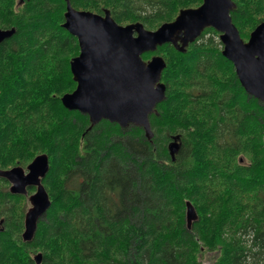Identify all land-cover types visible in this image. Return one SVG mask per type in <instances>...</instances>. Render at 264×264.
I'll use <instances>...</instances> for the list:
<instances>
[{
  "label": "trees",
  "instance_id": "1",
  "mask_svg": "<svg viewBox=\"0 0 264 264\" xmlns=\"http://www.w3.org/2000/svg\"><path fill=\"white\" fill-rule=\"evenodd\" d=\"M0 0V170L45 154L51 206L33 240L22 241L26 197L0 179V264H264V103L247 95L206 29L184 53H155L166 67V98L150 116L149 141L136 126L63 108L75 89L76 38L62 28L64 0ZM148 30L202 0H69ZM240 37L264 22V0H232ZM179 136L172 161L168 145ZM241 157V158H240ZM240 159H242L241 162ZM245 161V163H243ZM5 187L4 188H2ZM198 220L185 224V203Z\"/></svg>",
  "mask_w": 264,
  "mask_h": 264
},
{
  "label": "water",
  "instance_id": "2",
  "mask_svg": "<svg viewBox=\"0 0 264 264\" xmlns=\"http://www.w3.org/2000/svg\"><path fill=\"white\" fill-rule=\"evenodd\" d=\"M64 1L62 28L76 38L79 54L69 62L76 87L60 101L66 110L86 115L90 128L102 120L120 128L133 125L151 140L150 116L157 115V105L166 98V86L161 82L166 63L159 55L149 61L142 56L166 44L184 53L207 28L219 33L222 56L232 63L245 93L264 103V22L255 27L245 42L230 17L235 7L232 0H202L198 7L180 10L173 21L154 31L139 22L120 25L108 10L103 14L76 10L69 0ZM22 3L23 0L18 5ZM14 33V28L0 30V43ZM178 139L179 136L174 137L168 145L172 161L179 151ZM48 172L49 159L45 154L35 157L26 171L21 167L0 170V178L11 184V194L27 196V188H35L24 217V243L33 240L40 219L51 206L42 182ZM197 220L195 208L187 201V229ZM41 257L40 253L34 257L36 264H41Z\"/></svg>",
  "mask_w": 264,
  "mask_h": 264
},
{
  "label": "rangeland",
  "instance_id": "3",
  "mask_svg": "<svg viewBox=\"0 0 264 264\" xmlns=\"http://www.w3.org/2000/svg\"><path fill=\"white\" fill-rule=\"evenodd\" d=\"M205 38H208V37H214L215 40H219V36L217 38V36L211 34V33H207L204 35ZM103 121V120H102ZM105 121V120H104ZM241 158V157H240ZM242 159H240L239 162H241ZM245 163V161L243 162ZM25 169V167H23ZM7 183V182H6ZM8 184V183H7ZM9 187L10 185L8 184L7 186V190L9 191ZM2 188L5 189V187L2 186ZM30 194V193H29ZM25 213L26 211L28 210V208L30 207V204H29V201H28V197L26 198V202H25ZM25 215V214H24ZM217 258V252H207V253H204L201 255V260L205 263V264H209L210 262H213L215 259Z\"/></svg>",
  "mask_w": 264,
  "mask_h": 264
},
{
  "label": "bare ground",
  "instance_id": "4",
  "mask_svg": "<svg viewBox=\"0 0 264 264\" xmlns=\"http://www.w3.org/2000/svg\"><path fill=\"white\" fill-rule=\"evenodd\" d=\"M151 126V125H150Z\"/></svg>",
  "mask_w": 264,
  "mask_h": 264
}]
</instances>
